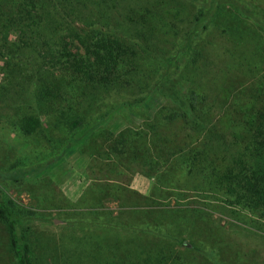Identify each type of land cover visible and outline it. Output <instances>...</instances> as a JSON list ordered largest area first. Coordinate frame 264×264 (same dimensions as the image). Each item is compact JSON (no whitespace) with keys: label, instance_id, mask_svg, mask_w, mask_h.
Segmentation results:
<instances>
[{"label":"trees","instance_id":"obj_1","mask_svg":"<svg viewBox=\"0 0 264 264\" xmlns=\"http://www.w3.org/2000/svg\"><path fill=\"white\" fill-rule=\"evenodd\" d=\"M147 1L151 7L142 6L140 0H0V24L20 26L19 36L28 34L31 43L28 49L6 43L9 49L0 53L6 65L0 77V101L10 102L13 111L29 102L60 111L58 118L42 114L41 119L32 112L14 111L13 125L25 137L41 134L47 143L53 138L51 130L60 128L65 134L62 143L81 141L85 152L97 156L90 164L94 174L96 167L107 170L105 160L111 159L125 171L145 168L142 174L147 177L160 172L156 175L160 194L184 187L200 192L233 212L248 214L255 229L264 232V61L256 64L250 43L227 51V72L250 68L253 77L241 91L233 90V81L222 79L219 87L226 90L224 94L215 89L219 85L215 76L222 70L219 55L214 63L204 56L205 46L215 50L231 40L232 34L225 30L216 36L214 28L208 29L222 7L239 9L264 25L239 1L205 0V8L198 7L185 19L164 6L165 0ZM121 2L127 6L124 21L109 29L108 19L114 18ZM157 95L164 103L150 114L149 102ZM118 105L147 112L139 130L115 135L100 128ZM49 163L19 164L6 176L0 173V225L14 264H35L34 252L29 232L13 217L14 205L4 195L1 180L36 178ZM102 174L105 179L113 176V172ZM96 192L100 193L94 198L95 221L107 225L100 197L122 191L115 186L104 191L101 186ZM83 201L93 202L90 197ZM202 210H185L169 225L164 220L156 225L147 216L133 224L147 231L164 227L178 232L179 226L197 224L208 228L211 221ZM177 243L191 247L181 239Z\"/></svg>","mask_w":264,"mask_h":264},{"label":"rangeland","instance_id":"obj_2","mask_svg":"<svg viewBox=\"0 0 264 264\" xmlns=\"http://www.w3.org/2000/svg\"><path fill=\"white\" fill-rule=\"evenodd\" d=\"M232 1L247 6L253 11L252 16L260 19L264 25V0ZM140 2L144 7H151L152 4L147 0ZM167 5L185 19L186 16H192L198 7L205 8V0H165L164 6ZM125 10L127 6L121 2L114 18L108 19L110 24L107 28H118L124 21ZM213 22L208 29L214 28L216 36L217 32L223 30L227 35L232 34L227 46L222 42L212 50L204 45V56L208 61L214 63V57L219 55L217 60L221 65L219 70H222L215 76L216 85L219 82L215 89L226 94V90L222 91L219 86L222 79H228L236 83L232 82L236 87L234 91H241L253 76L250 68L240 72L234 68L227 72V51H235L243 43H250L253 45L256 64L264 61V26L258 25L239 9L233 11L224 7L215 12ZM21 28L29 33L24 26ZM19 29L20 26L9 28L8 25L4 27L0 24V53L3 49H9L6 43L11 47L17 45L20 49L31 47L28 34L26 37L22 33L19 36ZM3 57L0 55V77H3L2 71L6 67L1 62ZM246 74L248 76L244 77ZM152 97V103L149 102L150 114L164 103L158 95ZM0 102V173L5 175L7 170L19 164L22 167L50 162L47 170L36 178L1 180L4 195L14 205L13 217L29 232L35 264H264V232L255 229V221L248 214H240L236 210L233 212L224 203L206 199L205 194L186 190L185 187L183 190H171L167 195L160 194L156 180L160 172L147 177L142 174L147 169L134 166L125 171L112 159L105 160L107 170L96 167L94 174L90 164L97 156L85 152L81 141L66 139L62 143L65 134L60 128L51 130L54 131L53 138H48L50 141L47 143L41 134L25 137L13 125L16 119L14 111H24L26 114L32 112L40 119L42 114L58 118L60 111H49L30 102L17 105L13 111L10 102ZM145 117H148L147 112L141 109L127 110L118 105L100 128L115 135L126 129L139 130ZM55 124L53 121L52 125ZM42 125L46 128L44 119ZM54 140L58 142L54 144ZM112 172L113 176L110 174L107 179L103 178L102 173L106 175ZM110 185L120 188L122 192L116 196L104 193V198L100 197V210L105 213L103 217L107 224L103 225L95 221L93 212L98 206H95L94 198L95 193H100L96 190L102 186L105 191ZM177 194L183 198H178ZM88 197L93 202L86 204L83 199ZM76 202L79 205L72 206ZM188 209H203V215H208L211 221L208 222V228L197 224L192 228L179 226L178 232L173 228L164 230V227L158 231H147L140 224H133L147 216L156 225L162 220L169 225L172 224L171 218L177 221L176 217ZM128 223L133 224L134 228H128ZM177 237L191 247L178 246ZM0 264H14L8 252L5 229L1 225Z\"/></svg>","mask_w":264,"mask_h":264}]
</instances>
